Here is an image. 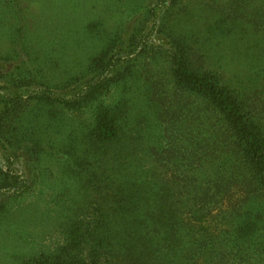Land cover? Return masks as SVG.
<instances>
[{
  "label": "rangeland",
  "instance_id": "rangeland-1",
  "mask_svg": "<svg viewBox=\"0 0 264 264\" xmlns=\"http://www.w3.org/2000/svg\"><path fill=\"white\" fill-rule=\"evenodd\" d=\"M244 3L246 13L232 18L231 0H0V110L4 99L22 95L16 127L23 135L8 152L0 147V172L9 169L28 187L22 191L21 180L1 186L0 174V264H33L51 255L67 244L73 225L98 215L100 200L83 182L87 171L107 164L88 137L97 106L127 112L130 128L122 140L132 139V147L140 142L137 162L130 157L138 171L166 181L184 169L170 152L172 142L184 147L181 133L170 141L166 121L159 124L146 109L149 96L169 101L174 89L172 37L197 46L201 66L222 73L264 124V0ZM217 21L242 31L206 35ZM110 46L120 57L117 71L128 74L115 75L108 93L81 111L24 98L46 88L71 97L90 77L91 59ZM117 150L114 144L111 154ZM109 176L110 185L118 184L117 172Z\"/></svg>",
  "mask_w": 264,
  "mask_h": 264
},
{
  "label": "trees",
  "instance_id": "trees-1",
  "mask_svg": "<svg viewBox=\"0 0 264 264\" xmlns=\"http://www.w3.org/2000/svg\"><path fill=\"white\" fill-rule=\"evenodd\" d=\"M231 4L232 18L246 13L244 0ZM229 29L217 21L206 35L236 30ZM171 48L174 89L169 101L149 96L146 109L159 124L166 121L170 141L181 133L184 147L172 142L170 152L186 166L166 181L138 171L130 157L137 162L140 142L132 147V139L122 140L130 128L127 112L97 106L88 137L101 147L107 164L87 171L83 182L100 200L93 210L98 215L73 225L66 245L33 264H264V124L254 104L233 90L222 73L201 66L205 62L197 46L192 49L179 35L172 37ZM112 51L110 46L91 59L90 77L71 97L46 88L24 98L81 111L108 93L115 75L126 78L128 71H117L120 57ZM21 99L20 94L4 99L0 110V147L6 152L23 136L16 127ZM161 131L165 135V127ZM114 144L118 150L113 155ZM166 163L175 166L171 158ZM110 171L117 172L118 184H109ZM127 173L133 175L130 180ZM19 180L8 169L1 186Z\"/></svg>",
  "mask_w": 264,
  "mask_h": 264
}]
</instances>
